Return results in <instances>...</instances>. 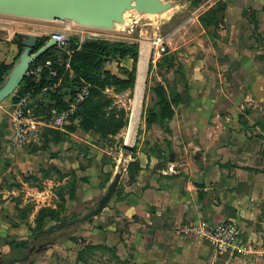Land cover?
Returning a JSON list of instances; mask_svg holds the SVG:
<instances>
[{"label":"rangeland","instance_id":"374dc122","mask_svg":"<svg viewBox=\"0 0 264 264\" xmlns=\"http://www.w3.org/2000/svg\"><path fill=\"white\" fill-rule=\"evenodd\" d=\"M208 9L215 11L214 21L205 28L198 17ZM132 29V34H122L75 28L69 23L47 25L0 17V64L13 62L18 51L17 35L21 32L49 36L53 31H63L74 36L78 44L92 37L135 43L138 61L142 56L145 63V71L139 74L140 80L136 84V69L131 90L116 94L111 88L105 90L119 107L129 112V120L133 108L130 101L138 99L136 122L128 128V138L139 118L145 120L148 109L160 112L161 92L168 101H176L172 107L178 106L179 110L189 106V94L192 93L202 96L206 93L212 97L219 93L233 94L238 101L233 98L235 103L233 101L234 105L229 108L236 107L244 113L249 110L247 114L264 133V0H191L182 11L174 12L158 25L155 37L160 38L158 47L164 48L160 52H156L151 42L139 39L140 30L136 25ZM67 50L65 53L70 54L69 46ZM130 59L111 60L106 68L120 77L127 76L132 68ZM196 62L205 63L202 71L194 69ZM232 64L244 66L245 70H238ZM56 85L38 93L37 103L30 101L31 110L38 111L35 116L46 123L57 112L48 109L50 93ZM17 100L7 97L0 103V124H4L0 125L2 258L9 260L17 253L24 255L29 244L46 243L47 249L32 252L27 260L18 264H28L29 259H33L32 264H133L119 259L115 247L104 244V239L95 234L97 228L106 232L109 222L106 215L100 217L99 214L88 222L74 223L48 234L38 229L36 223L38 210L42 207L54 209V216L45 218L43 229L62 219L81 217L105 192L115 171L122 167L125 173L130 151L123 148L124 128L115 136L98 139L92 132L71 131L68 120L56 128L63 133L59 141L50 135L44 136L46 129L53 127L42 126L28 143L16 146L10 138L9 105ZM260 144V151H264V142ZM124 181L121 177L116 191ZM112 199L114 197L109 204ZM246 241V250L233 256L243 255L246 264H264V237L259 242Z\"/></svg>","mask_w":264,"mask_h":264},{"label":"crops","instance_id":"0c3cea01","mask_svg":"<svg viewBox=\"0 0 264 264\" xmlns=\"http://www.w3.org/2000/svg\"><path fill=\"white\" fill-rule=\"evenodd\" d=\"M142 60L136 84L145 71ZM204 64L193 67L202 71ZM233 98L189 94L187 108L172 107L170 119L150 127L140 117L128 138L138 107V99L130 101L129 124L122 132L124 142L132 146L122 174L125 181L100 213L109 220L106 232L94 229L104 244L115 247L119 259L133 264L247 263L243 255L217 253L201 237L185 232L192 225L233 220L245 239L259 242L264 237V133L249 110L230 109ZM132 162L139 169L129 180Z\"/></svg>","mask_w":264,"mask_h":264},{"label":"trees","instance_id":"16d2710c","mask_svg":"<svg viewBox=\"0 0 264 264\" xmlns=\"http://www.w3.org/2000/svg\"><path fill=\"white\" fill-rule=\"evenodd\" d=\"M214 13L213 9H208L199 15L198 20L203 27L208 28L213 23ZM17 38L18 51L14 60L23 48L20 33H18ZM48 39L49 36H39L35 49L42 46ZM69 50L71 51L70 54L62 52L56 46L46 50L32 64L49 58L53 61L56 75L48 77V71L45 70L38 82H34L25 76L9 97L19 98L27 92H31L30 101L37 103L36 95L43 91L45 86L57 84L53 93H50L48 109L49 111L52 109L59 111L67 106V103L73 99L79 89L88 85V95L77 105L75 112L68 118L71 121L68 129L71 131L80 129L84 132H92L98 135V139L115 136L120 130L128 126L129 112L123 107H119L112 97L105 94V90L111 88L116 94L133 88L139 54L137 44L120 40L109 41L98 37L89 38L78 44L75 41V37L70 36ZM125 57H130L132 60V68L127 76L120 77L106 68V64L111 60H119ZM13 62L0 64V83ZM30 103L29 106H31ZM158 103L161 105L159 113L154 109H148L145 118L146 127H150L157 121L162 123L174 115L172 104L177 103L176 101H168L161 92ZM34 111L32 112L37 114L38 111ZM74 120L77 123H74ZM0 125L4 126L3 123ZM62 134L56 128H47L44 132L45 137L50 135L55 141H59L62 138ZM133 149H135V146ZM128 168L130 180L139 169V166L137 162H132L129 163ZM47 216L53 217L54 209L42 207L38 210L36 223L41 231L44 230L43 227Z\"/></svg>","mask_w":264,"mask_h":264},{"label":"water","instance_id":"95a60500","mask_svg":"<svg viewBox=\"0 0 264 264\" xmlns=\"http://www.w3.org/2000/svg\"><path fill=\"white\" fill-rule=\"evenodd\" d=\"M190 2L191 0H0V17L47 25L69 23L75 28L122 34H132V28L136 25L140 30L139 39L152 42L158 25L165 22L174 12L182 11ZM20 35L23 48L0 83V103L17 89L31 64L55 45V40L49 38L35 49L38 34L21 32ZM123 148L132 151V146L126 143ZM122 174L123 168L120 167L113 174L96 204L81 217L62 219L42 232L48 234L74 223L88 222L98 216L109 204ZM33 246L31 245L27 253L18 260H27ZM47 248L48 244L42 243L37 245L34 252ZM32 263L33 259H29L28 264Z\"/></svg>","mask_w":264,"mask_h":264},{"label":"built area","instance_id":"2783aa9c","mask_svg":"<svg viewBox=\"0 0 264 264\" xmlns=\"http://www.w3.org/2000/svg\"><path fill=\"white\" fill-rule=\"evenodd\" d=\"M49 38L55 40V45L62 52L68 53L69 38L70 36L63 31H53ZM156 48V52L163 51L164 48L160 46V38L155 37L151 42ZM155 62V60H153ZM47 70L48 77L56 75V70L53 68V61L45 59L38 63L32 64L26 76L38 82L42 73ZM50 86H45L47 89ZM88 85L79 89L73 99H71L67 106L52 116L50 122H44L37 118L32 112L29 103L31 92H27L24 96L18 98L17 101L9 105V131L12 143L16 146L25 145L40 131L42 126H51L53 128H60L62 124L68 121V118L75 112L77 105L88 95ZM186 233L201 237L207 241L212 249L221 254L234 255L237 252L246 250L247 241L243 236V231L240 226L233 220L221 221L214 225L201 223L192 225L185 229Z\"/></svg>","mask_w":264,"mask_h":264},{"label":"flooded vegetation","instance_id":"af4514ba","mask_svg":"<svg viewBox=\"0 0 264 264\" xmlns=\"http://www.w3.org/2000/svg\"><path fill=\"white\" fill-rule=\"evenodd\" d=\"M1 167H2V160L0 159V169H1ZM30 245V244H29ZM28 245V248L31 246V245H34V244H31L30 246ZM37 246L36 245H34L33 246V249H32V251L30 252V254L32 253V252H34V249L36 248ZM26 250H28V249H26ZM18 252V251H17ZM3 252L0 250V264H18L20 261L18 260L19 259V257L20 256H22V255H19V253H17V255L15 256V257H13V258H11V259H9V260H5V259H3L2 258V256H3V254H2ZM27 253V252H26Z\"/></svg>","mask_w":264,"mask_h":264},{"label":"bare ground","instance_id":"6f19581e","mask_svg":"<svg viewBox=\"0 0 264 264\" xmlns=\"http://www.w3.org/2000/svg\"><path fill=\"white\" fill-rule=\"evenodd\" d=\"M143 42H146V41H143Z\"/></svg>","mask_w":264,"mask_h":264}]
</instances>
